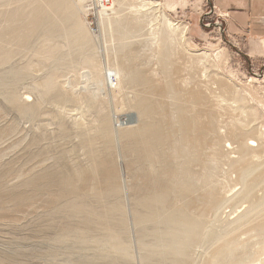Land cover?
<instances>
[{
    "label": "rangeland",
    "instance_id": "374dc122",
    "mask_svg": "<svg viewBox=\"0 0 264 264\" xmlns=\"http://www.w3.org/2000/svg\"><path fill=\"white\" fill-rule=\"evenodd\" d=\"M212 5L0 0V264H264V38L227 33ZM142 125L159 138L137 156ZM81 171L86 204L121 200L123 231L59 196ZM149 171L170 186L154 219ZM174 209L200 226L172 249L157 237Z\"/></svg>",
    "mask_w": 264,
    "mask_h": 264
},
{
    "label": "bare ground",
    "instance_id": "6f19581e",
    "mask_svg": "<svg viewBox=\"0 0 264 264\" xmlns=\"http://www.w3.org/2000/svg\"><path fill=\"white\" fill-rule=\"evenodd\" d=\"M152 3H155V2H152ZM167 22L171 26L174 25V23H172L170 20H168ZM147 110L148 109H146V111ZM133 118H134V115L130 114L128 121H134ZM139 129L140 130H138L137 132V139H136V144L138 145L133 146V149L135 150L137 156H142L143 152L141 151V148H142L141 146L144 147V145H151L154 142L156 143L158 141L159 136H157L154 133V129L150 125L148 126L142 125ZM233 136H234V141H236L237 144L239 145L238 149L242 150V153H241L242 159H246V155H247L246 151L249 150V148H248V145L245 139L243 138L242 135L238 134L237 132H235ZM246 171L247 169H244L241 173L244 175ZM147 173H149V175ZM147 173L145 175L144 184L140 186V189L143 191L144 194L141 197V200L139 201V205H142L144 208L147 209L146 215L144 214L145 217L154 219L156 214L160 213L162 209L164 208V206L167 205L166 197H167V192L170 188L169 182H168L169 179L164 182L162 180H159L158 177L156 178V177L151 176L150 171ZM78 174L80 177H82L86 181L87 178H85V175H83L82 171L81 173H76L74 176L71 173L70 174L66 173L65 175H62L61 178L59 177V182H58L59 183L58 185L59 186V196L61 198H63V196H75V198L77 199L75 206L79 204L81 205V207H75L74 210L75 212L81 213L83 215V221L85 220L84 226L86 223L91 222L92 220H97V222L105 226L107 232L111 233L113 229H118V231L120 232L123 231L124 222H125L124 220L125 212H124L123 204L121 203V200L118 199L117 201L113 203L108 202L107 206L104 204L102 211L100 212L97 211V209L93 208L89 204H86L85 202L86 199L88 198V192L85 189H82L81 187L74 186V184L72 183V181L74 180V177ZM168 174L170 178H173V177H179L180 175L183 174V172L176 173L173 171H168ZM140 175H143L142 172ZM183 176L184 175L180 177L181 184L184 186L185 190L190 189L191 185L189 184L188 180L185 179V177ZM103 183L104 185H107L108 188L110 186L109 188L110 194H113L116 197H120L121 189L116 180V168L111 172L109 171L107 172L106 179L103 180ZM15 200H18L17 197H15ZM114 214L117 216V223L113 222V217H111ZM142 215L139 214L140 218L139 217L138 218L140 220L142 218L141 217ZM162 221L164 223L165 228L161 230L160 237L156 236V232H154V235L158 239H162L165 242V246L172 245V249L174 245L177 244L178 242L183 243L184 241H186L187 238H190V237L194 238L200 226L199 222L196 221L195 218L188 216L181 209L172 210L171 214L168 215L167 217H164ZM115 236L118 237L119 233L116 234Z\"/></svg>",
    "mask_w": 264,
    "mask_h": 264
},
{
    "label": "crops",
    "instance_id": "0c3cea01",
    "mask_svg": "<svg viewBox=\"0 0 264 264\" xmlns=\"http://www.w3.org/2000/svg\"><path fill=\"white\" fill-rule=\"evenodd\" d=\"M212 3L227 13L228 17L223 19L227 33L264 38V0H212Z\"/></svg>",
    "mask_w": 264,
    "mask_h": 264
},
{
    "label": "built area",
    "instance_id": "2783aa9c",
    "mask_svg": "<svg viewBox=\"0 0 264 264\" xmlns=\"http://www.w3.org/2000/svg\"><path fill=\"white\" fill-rule=\"evenodd\" d=\"M108 1L109 0H97V3L100 7H105L107 5ZM211 11H213V13L217 14V16L224 17V18L228 17L226 12L219 11L214 4L211 7ZM108 78L110 81H113V79H115L114 75H111V74L108 75Z\"/></svg>",
    "mask_w": 264,
    "mask_h": 264
}]
</instances>
